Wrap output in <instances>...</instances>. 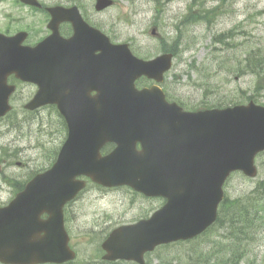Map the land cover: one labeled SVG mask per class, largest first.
I'll use <instances>...</instances> for the list:
<instances>
[{
  "label": "water",
  "instance_id": "water-1",
  "mask_svg": "<svg viewBox=\"0 0 264 264\" xmlns=\"http://www.w3.org/2000/svg\"><path fill=\"white\" fill-rule=\"evenodd\" d=\"M109 3L104 0L98 7ZM99 38L91 42V50L101 52L94 55L89 70L96 75L103 71L104 56L107 81L97 83L96 78L91 84L98 93L89 97V111L80 114L78 107L64 111L68 135L55 162L35 175L9 205L0 207L2 262L25 264L73 258L66 244L62 207L84 186L78 175L105 186L127 184L146 195L166 198L150 219L120 227L104 242L103 247L111 252L108 258L132 259L155 244L202 232L216 219L228 175L235 170L248 176L256 174L254 157L264 150V107L251 101L247 105L184 112L175 103H167L159 87L137 90L134 85V79L142 73L161 80L170 66V54L144 62L132 57L126 44H110L106 37L107 47L102 52ZM0 47L2 116L10 109L8 98L13 86L6 83V78L14 49ZM45 53L55 54L53 37L30 51L31 60ZM38 71L32 67L25 76L40 86L27 104L29 108L55 101L45 97L44 76L40 77ZM107 141L116 146L101 155L100 148ZM137 142L141 143L139 149ZM44 211L49 218L40 221ZM141 227L147 229L138 232ZM131 228L136 231L133 243L114 244ZM41 231L45 232L42 236Z\"/></svg>",
  "mask_w": 264,
  "mask_h": 264
},
{
  "label": "rangeland",
  "instance_id": "rangeland-1",
  "mask_svg": "<svg viewBox=\"0 0 264 264\" xmlns=\"http://www.w3.org/2000/svg\"><path fill=\"white\" fill-rule=\"evenodd\" d=\"M191 2L192 0H119L104 15L110 22L108 30L111 39L133 44L140 53L153 57L160 53L161 37L168 44L175 43L179 31L176 26L185 18ZM218 3L221 5L210 24L205 21L179 24L182 33L178 47L180 54L174 59L173 67L166 78L171 83L169 90L173 98L182 100L189 107L203 108L205 103L201 102L202 99L208 102L237 100L253 94L255 99L264 102V90L259 93L254 90L255 76L239 75L237 72L247 45L264 43V0H228L225 3L222 0H195L196 6L206 8ZM152 27H156L158 36L151 34ZM233 27H236L238 34L229 46L212 45L214 34ZM193 62L196 69L191 68ZM172 74H175V78ZM198 82L209 86L212 93L202 96L203 88L197 85ZM24 88L26 91L32 90V86L27 85ZM7 120L8 118L0 121V156L4 160L0 162V204L7 202L11 196V189L2 175L25 178L33 171L46 168L52 160L54 150L63 139V129L57 115L39 114L30 117V128H25L24 132L9 130ZM3 151L16 156L8 158L1 153ZM256 165L258 173L255 177L236 172L228 178L224 190L229 199L245 197L244 195L255 188L257 182L264 181V152L256 157ZM100 190L102 189L92 186L82 194L83 201L78 206L88 210H72L78 213V221L85 220L84 215L89 220L95 219L103 210H141L146 203L142 201L140 205H131L129 192L124 188L108 192L103 198L100 197ZM85 211L89 213L86 214ZM103 224L100 221L99 225ZM78 226H84L83 221ZM222 232V229L212 228L196 240L174 245L171 249L181 253L193 247L208 250L212 239L219 237L221 244H225L221 241ZM207 239L209 242L202 244ZM215 245L213 243L212 247ZM77 249L83 252V255L79 253L80 259L92 250L89 245H80ZM251 262L264 264V227L250 243L240 264Z\"/></svg>",
  "mask_w": 264,
  "mask_h": 264
},
{
  "label": "flooded vegetation",
  "instance_id": "flooded-vegetation-1",
  "mask_svg": "<svg viewBox=\"0 0 264 264\" xmlns=\"http://www.w3.org/2000/svg\"><path fill=\"white\" fill-rule=\"evenodd\" d=\"M119 0H114L113 4L102 9L96 8L97 0H36L38 5H31L23 0H0V17H2L7 27L1 30L8 35H17L19 43L22 46L36 45L44 37L49 35L52 28L49 26L51 13L49 9L51 7H60V13L65 17L57 25V32L60 40H58L56 67H57V78L61 84L56 89L60 99L63 95H67L66 103L63 107L69 108L70 104V92L71 84H81V92L84 93L86 90V76H88L86 70L89 66V58L86 57L84 50V41L88 36L90 27H95L101 30L105 35L110 37V30L108 28L109 20L104 15L107 14L110 8L114 7ZM75 7L76 9H74ZM75 22V24L73 23ZM75 26L81 28L80 38L82 41L81 48L76 49L74 55L71 56L70 47H65L62 39L71 37L75 32ZM111 38V37H110ZM67 67L65 73L63 71V65ZM19 73L23 72L25 68V59L19 58ZM63 74L66 78V83H62ZM9 82L16 86V91L11 96V102L15 107V115L18 117H24L25 112L44 113L46 108L53 106L58 116L60 110L56 104H48L42 106L34 111H28L25 109L26 102L32 97L36 90V85L24 82L18 77V74L12 72L9 75ZM33 86L34 91H26L24 86ZM94 94V91H91ZM102 193L106 194L109 190H119L118 188H102ZM131 203L134 200V204L140 205L142 201L146 202L141 210H103L98 217L89 220L86 215L85 223L90 224L88 229H81L78 226L82 220H77V212L72 210H88L85 207L78 206L83 201V195H78L74 200L67 203L64 207V224L69 232L70 243L74 245V242L78 244H89V245H101L102 241L108 236L110 231L117 225L134 223L139 220L149 219L158 208L157 197H146L140 193L129 190ZM86 214L89 213L85 211ZM83 215V214H82ZM100 221L104 223L102 226L99 225ZM74 224L76 226H74ZM76 231L78 234L74 235ZM74 241V242H72ZM177 257L169 254L160 255L159 247H155L151 251H146L142 255V261L137 263L133 261H98L95 264H165L170 261L177 262Z\"/></svg>",
  "mask_w": 264,
  "mask_h": 264
},
{
  "label": "trees",
  "instance_id": "trees-1",
  "mask_svg": "<svg viewBox=\"0 0 264 264\" xmlns=\"http://www.w3.org/2000/svg\"><path fill=\"white\" fill-rule=\"evenodd\" d=\"M208 17V12L193 11L189 6L184 22H194ZM219 42H227V34L220 33L215 37ZM175 55L178 53V40L175 47H166ZM239 73H251L256 76V89L264 88V45L251 48L243 61L239 64ZM206 92L208 95L207 88ZM249 98H252L249 96ZM245 197H235L231 200L225 197L219 207L217 227H223L226 234L221 240L223 245H215L209 251H198L199 256L218 255L227 252L226 260L218 259L221 264H239L246 253L245 245L254 239L253 234L264 227V182H259L256 188ZM221 244V242L219 243ZM217 247V248H216ZM230 261V262H228Z\"/></svg>",
  "mask_w": 264,
  "mask_h": 264
}]
</instances>
